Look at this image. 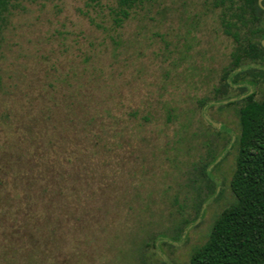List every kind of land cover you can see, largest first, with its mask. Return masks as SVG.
<instances>
[{
	"label": "rangeland",
	"instance_id": "obj_1",
	"mask_svg": "<svg viewBox=\"0 0 264 264\" xmlns=\"http://www.w3.org/2000/svg\"><path fill=\"white\" fill-rule=\"evenodd\" d=\"M212 2L143 0L116 26L115 0H17L0 25V264H140L158 233L146 261L188 264L234 200L220 148L239 105L198 103L232 47ZM210 146L217 193L174 233Z\"/></svg>",
	"mask_w": 264,
	"mask_h": 264
},
{
	"label": "trees",
	"instance_id": "obj_2",
	"mask_svg": "<svg viewBox=\"0 0 264 264\" xmlns=\"http://www.w3.org/2000/svg\"><path fill=\"white\" fill-rule=\"evenodd\" d=\"M142 1L115 0L111 10L114 24L120 26ZM16 2L0 0V25ZM212 5L218 8L221 31L232 40V47L228 63L212 88L211 99L204 97L198 103L203 109L207 104L239 105L238 130L234 133L231 130L227 144L220 148L236 149L229 180L234 200L215 216L204 242L192 249L188 264H264V94L256 97L259 87L264 86V0H213ZM231 97L234 99L230 100ZM213 150V146L207 147L196 166L193 165L192 180L197 183L192 204L194 216L182 215L171 228L174 233L180 231L181 224L187 227L195 221L203 203L217 193L219 184L210 176L208 167L215 163L220 152ZM158 234L147 235L142 241L140 264H149L146 251L151 245L156 248ZM160 257L161 264H168L162 253Z\"/></svg>",
	"mask_w": 264,
	"mask_h": 264
},
{
	"label": "water",
	"instance_id": "obj_3",
	"mask_svg": "<svg viewBox=\"0 0 264 264\" xmlns=\"http://www.w3.org/2000/svg\"><path fill=\"white\" fill-rule=\"evenodd\" d=\"M260 1V0H259ZM234 97H231L230 100H233ZM223 102H226V100H223ZM204 117L211 122L213 125H217V122L212 121L206 114H204Z\"/></svg>",
	"mask_w": 264,
	"mask_h": 264
}]
</instances>
